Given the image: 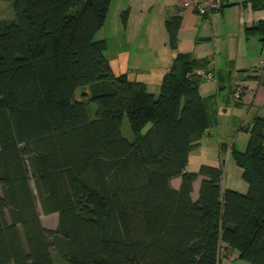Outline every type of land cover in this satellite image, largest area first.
<instances>
[{
  "label": "trees",
  "instance_id": "16d2710c",
  "mask_svg": "<svg viewBox=\"0 0 264 264\" xmlns=\"http://www.w3.org/2000/svg\"><path fill=\"white\" fill-rule=\"evenodd\" d=\"M9 1L12 15L0 16V264H221L224 245L264 264V118L244 152L230 150L246 192L223 188L224 160L186 170L213 125L215 97L200 93L209 58L176 51L181 17L167 21L176 55L156 95L116 74L108 41L96 39L112 0ZM246 31L264 34V22ZM231 78L213 76L219 90ZM40 207L58 214L56 228Z\"/></svg>",
  "mask_w": 264,
  "mask_h": 264
},
{
  "label": "rangeland",
  "instance_id": "374dc122",
  "mask_svg": "<svg viewBox=\"0 0 264 264\" xmlns=\"http://www.w3.org/2000/svg\"><path fill=\"white\" fill-rule=\"evenodd\" d=\"M172 4H174L172 0H112L105 26L96 34V39H106L108 41L107 55L116 74L125 72L128 63L126 56L116 52L121 44L120 39L125 34L124 17L126 15L124 14L126 12L131 13V28L129 27L131 35L128 37L129 45L127 49L129 55L131 54L129 64H134L132 62L134 60L137 64L141 63V68L145 69L148 66H156L157 64L170 65L173 63L175 54L167 25L173 11L170 7ZM11 15V1L0 0V16ZM241 16L237 7H230L228 14L225 16L220 14L212 20V23L209 21L196 22L191 28L192 31L184 33L180 38L177 36L176 44L183 51L191 50L195 53L205 52L210 54L209 60L212 62L223 58L227 48L231 51L238 49L239 53L244 56H253L260 59L261 54L264 53V34L259 32L256 35H245L246 27L240 22ZM212 27L223 35L215 38L214 42L211 40L199 41L206 32L209 36L212 35ZM122 67H125V70H122ZM155 73L157 77V70L151 74L155 76ZM231 83V86L228 87L229 98L238 99L241 88L240 86L234 88ZM155 87L152 83L149 91L158 94L159 91ZM200 88L206 98L217 96L218 88L214 80L203 81ZM210 111L215 117V121L209 129L211 135L204 136L201 139L200 146L191 151L189 158L190 170L198 171L197 167H194L198 162L212 166L223 164L219 143H227L230 145V149L222 147L224 151L229 150L227 157L225 153L223 154L226 157L223 170V188L246 192L247 183L242 177V169L235 163L230 150L232 147L241 152L246 150L250 138V128L254 121H240L245 116V112L239 106L237 100L226 106L220 103L217 98L216 104H212ZM87 112L89 119H94L96 104L88 102ZM149 126L143 132H146ZM122 132L128 139L133 138L127 117L124 119ZM199 182L195 188V198H197ZM177 183V180H173V185L176 186ZM39 209L43 224L48 228H56L58 214H45L41 207ZM245 264L248 263L245 262Z\"/></svg>",
  "mask_w": 264,
  "mask_h": 264
},
{
  "label": "crops",
  "instance_id": "0c3cea01",
  "mask_svg": "<svg viewBox=\"0 0 264 264\" xmlns=\"http://www.w3.org/2000/svg\"><path fill=\"white\" fill-rule=\"evenodd\" d=\"M172 1L174 4L170 5V7H172L173 9L171 16L177 14L181 17L180 27L178 30L179 38L184 33H188L192 31L191 28L193 27L194 24H196V22L204 23V22L209 21L210 23H212V20L220 16V14L224 16L228 14L230 7H234V6L237 7L239 14L242 15L240 17V22L244 24L246 29L250 27L258 26L261 22H264V5L260 1H259L260 2L259 5H255V3L258 0H229L224 5L220 6L217 10L213 11L210 16H201L194 11L183 9L181 6V0H172ZM129 27L131 28V13H128L127 22L125 23V27H124L125 34L120 39L121 44L116 51L118 54L122 56H126L128 58L126 70H125V67L121 68L122 70H125V72H122V73H126L129 79L131 80H138V81L144 82L147 85L148 89L150 85L154 83V85L156 86L155 89H158V91L160 92V87H161L163 78L170 70L172 64L170 65H167V64L158 65L157 64L156 66H148L145 69L141 68L142 67L141 63L137 64V62L134 60L132 61L134 64H129L130 57H131V54L129 55V50H127L128 45H129L128 37L131 35L129 33ZM212 31L213 32L211 36H209L206 32V34L203 35V37L200 38L199 41L211 40L214 42L215 38L223 35L221 34V32L214 30V28L212 29ZM245 32H246L245 35L249 36L247 34V31ZM256 34H259V32L253 35H256ZM176 51L191 52L195 58L211 57L210 54H206L205 52L195 53L194 51H191V50L183 51L179 47L177 48ZM176 51L174 50L175 55H176ZM223 56H224L223 58L217 61L212 62L210 60V64L208 65V71L210 72H208V74L213 77L217 73H230L231 72V75H232L231 84L234 86V88H236L237 86L244 88V92L242 94L241 99L240 100L234 99V100H237V102L239 103V106L243 108L245 112V116L240 121L251 122V121H254L255 118L257 117L264 118V84L261 83V80L258 78V77H261L260 75L262 73L261 66L264 64V53L261 54L260 59H257L253 56H244L240 54L238 49L231 51L227 48V51ZM156 70L158 71L157 77H156V73H155V76L151 74L152 72H156ZM150 75H153V76H150ZM210 80H214V82L217 83L215 79H210ZM217 88H218V84H217ZM228 89H229L228 87L223 88L222 90L218 89V93H217V96L215 97V101L211 102L210 107H212V104H216L217 98L220 103L226 106L232 101H234L233 99L229 98ZM152 93L156 94L155 92H152ZM200 93L202 96H204L203 93L201 92V88H200ZM214 121H215V117L213 116V122ZM210 135H211V132L210 130H208L204 136L207 137ZM219 146H220L219 147L220 154L223 156V160L225 162L229 150L225 153L226 155L225 157V155L221 153V148L224 146V148L230 149L229 147L230 145H228L227 143H219ZM189 158H190V154H189ZM201 165H203L202 162H198L197 164H195L194 167H197V169L199 170ZM190 169L191 168L189 167V159H188L186 170L195 171V170H190ZM174 180H177L178 185L180 184V178H175ZM198 181H201V178H199L195 182L194 188H196ZM199 186H200V182H199ZM221 264H245V261L239 259V260H234V261H224Z\"/></svg>",
  "mask_w": 264,
  "mask_h": 264
},
{
  "label": "built area",
  "instance_id": "2783aa9c",
  "mask_svg": "<svg viewBox=\"0 0 264 264\" xmlns=\"http://www.w3.org/2000/svg\"><path fill=\"white\" fill-rule=\"evenodd\" d=\"M229 0H181V6L185 10H191L201 16H210L211 13L224 5ZM264 5V0H260ZM203 78L206 80L213 79L209 74L203 73ZM238 258V253L226 249L223 246L220 254L221 263L224 261H234Z\"/></svg>",
  "mask_w": 264,
  "mask_h": 264
}]
</instances>
